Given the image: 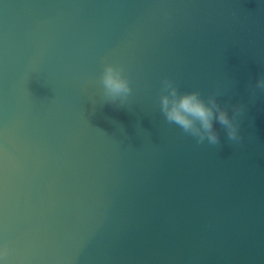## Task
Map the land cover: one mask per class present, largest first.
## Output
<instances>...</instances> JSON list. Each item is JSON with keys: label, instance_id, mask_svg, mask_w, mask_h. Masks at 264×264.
Segmentation results:
<instances>
[{"label": "water", "instance_id": "water-1", "mask_svg": "<svg viewBox=\"0 0 264 264\" xmlns=\"http://www.w3.org/2000/svg\"><path fill=\"white\" fill-rule=\"evenodd\" d=\"M262 77L264 0H0L3 264H264ZM165 79L242 139L168 122Z\"/></svg>", "mask_w": 264, "mask_h": 264}, {"label": "clouds", "instance_id": "clouds-1", "mask_svg": "<svg viewBox=\"0 0 264 264\" xmlns=\"http://www.w3.org/2000/svg\"><path fill=\"white\" fill-rule=\"evenodd\" d=\"M100 84L104 96L114 103L123 104L133 91L123 68L111 63L104 66ZM255 87L264 89V77L256 81ZM160 107L168 122L175 123L200 143L207 141L212 145L219 144L216 122L224 126L231 141L239 142L242 139L237 121L244 112V107L234 105L229 115V110L218 102L215 94L204 98L198 91L181 93L172 80L165 79ZM3 255L0 252V264H3Z\"/></svg>", "mask_w": 264, "mask_h": 264}]
</instances>
